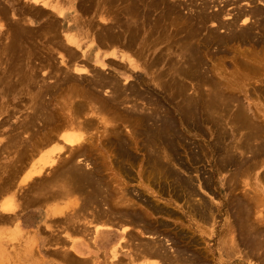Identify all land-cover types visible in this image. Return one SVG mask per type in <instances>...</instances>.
Returning <instances> with one entry per match:
<instances>
[{"label": "rangeland", "instance_id": "rangeland-1", "mask_svg": "<svg viewBox=\"0 0 264 264\" xmlns=\"http://www.w3.org/2000/svg\"><path fill=\"white\" fill-rule=\"evenodd\" d=\"M33 1L0 0V187L44 173L13 189L39 217L0 223L2 264H79L60 237L100 219L124 258L264 264V0ZM82 238L86 264L115 260Z\"/></svg>", "mask_w": 264, "mask_h": 264}, {"label": "crops", "instance_id": "crops-1", "mask_svg": "<svg viewBox=\"0 0 264 264\" xmlns=\"http://www.w3.org/2000/svg\"><path fill=\"white\" fill-rule=\"evenodd\" d=\"M113 52L116 53L119 56H123L124 57V54L123 53L118 54L117 51L115 50V48H113ZM24 172H23V174H24ZM21 177H22V174L18 178L17 184H22L21 183V179H22ZM17 184L10 183V184H6L7 186H3L2 188L0 187V223L5 224V227H4L5 229H3V230H6V229L10 228V230L8 229L9 231L6 230L7 232H5V233H7V235H6V237L3 240H8L10 237H13V236L16 235L17 231H15V229L13 230V232L11 231L13 226L7 227L8 224L15 223L16 222V218H18V220L20 221L21 227L23 229H28L27 228L28 224H32V223L34 224L35 222H37V219L39 217L37 208L32 207V206L31 207H27L26 206L27 208H25V205H23L21 202L15 200V199H13V197H12L13 189H14V187H16ZM50 210H52V209L47 208V210H46L47 213ZM111 225H113L112 220H100V222H99V220H97L95 224H91L90 226L89 225L88 226H83V227H85L84 229H82L83 227L70 228L71 229V231H70L71 235L68 234V233H65V237L64 236H63L64 238L60 237V239H61L62 242L68 243V245H70L69 249L70 250L72 249L71 251H73L76 255H78V256H76V255L75 256L78 259L79 264H85L87 259H90V260L93 259L92 256H88L90 254V252L88 250L89 249L88 245L86 244L87 241H86V239H84L82 237H86L89 241L95 240L94 243H95V245H97V248L98 249H106L107 248V252L109 254H110V252L113 251L112 249L114 247L118 246L119 244L121 245L120 253H119L121 255L120 258H118L117 260H112V256L110 254V260H109L108 264H117V263L118 264H127V263L128 264H139V263L140 264L141 263L142 264H152V262L154 263L155 261L159 262L158 259H156V258L157 257L158 258L162 257V256H160L161 254L158 255L157 253L146 252V251L141 250V249H140V252L138 250H136L137 253H133L132 254L133 256L130 255L129 257H127V260H126V258H123V254H124V251H125L124 248L127 245H129L127 237L130 236V231L129 230H128V233L122 231L123 228L126 225H122V226L118 227V230L122 234L120 236L115 231H112L110 229H102L97 234V231H96L97 226H107V227L112 228ZM3 230L0 229V232H2ZM70 236H71V239L69 240ZM122 239H125V240L122 241ZM3 240L0 238V264L6 263L7 260H8V254H7V252L4 249L5 248L4 246L7 243H6V241H3ZM147 242H151V240L147 241ZM139 253H141L142 255L139 254ZM134 254H135V256H134ZM143 254H145V255H143ZM68 256H69L68 259L72 261L74 257L70 256L69 254H68ZM142 257H144V258H142ZM128 258L131 261L128 260ZM140 258H142V259H140ZM120 259H121V262L119 261ZM114 261H115V263H114ZM133 261L136 262V263H134ZM131 262H133V263H131ZM105 263H107V262L105 261Z\"/></svg>", "mask_w": 264, "mask_h": 264}, {"label": "bare ground", "instance_id": "bare-ground-1", "mask_svg": "<svg viewBox=\"0 0 264 264\" xmlns=\"http://www.w3.org/2000/svg\"><path fill=\"white\" fill-rule=\"evenodd\" d=\"M44 3H46L44 0H42ZM212 1V0H211ZM33 2H35V3H37V0H34ZM48 2V1H47ZM48 6L50 5L49 3H46ZM45 4V5H46ZM51 6V5H50ZM43 7V6H42ZM241 7V6H240ZM43 8H45V7H43ZM53 9L55 10V11H57L56 13H59L60 14V16L61 17H64L65 15H64V13L63 12H61V11H59L58 9L56 10V7H53ZM191 10V9H190ZM122 12V11H121ZM208 12V11H207ZM205 13V12H204ZM171 15V14H170ZM204 15V14H203ZM225 15V14H224ZM218 19V18H217ZM140 20V19H139ZM225 20V19H224ZM245 21V20H244ZM247 21V20H246ZM234 25V24H233ZM116 31V30H115ZM65 34V37H66V42H68V43H71V44H75V46H78V47H81L79 44H76V43H78V42H76V40H75V36L73 35V33L72 32H65L64 33ZM7 36V35H6ZM8 38V37H7ZM146 39V38H145ZM63 41V40H62ZM67 43V44H68ZM14 45V44H13ZM71 46V45H70ZM81 49H82V47H81ZM86 48H85V46H84V50H83V53L84 54H86L87 52H89V53H92V57H94L95 58V61H96V63L97 64H100V65H102V66H104V58H103V55L104 54H102L100 51L99 52H97V49H94V47H92V48H90V49H87V50H85ZM16 51V50H15ZM50 56V55H49ZM114 57L115 58H121L123 61H125V58L123 57V56H119V55H117L116 53H114ZM182 57V56H181ZM177 60V59H176ZM197 60V59H196ZM8 61V60H7ZM128 63H130L131 64V66H132V63L130 62V60L128 61ZM60 65V64H59ZM185 65V64H184ZM85 66V65H84ZM257 66V65H256ZM255 66V67H256ZM76 68V67H75ZM74 68V69H75ZM80 68V72H84L85 73V71H84V69L83 68H81V67H79ZM170 68V67H169ZM77 69V68H76ZM257 69H260V68H257ZM1 70V69H0ZM3 70V69H2ZM82 70V71H81ZM78 71V70H77ZM152 72V71H151ZM78 74V73H77ZM166 74V73H165ZM174 74V73H173ZM81 76V75H80ZM43 77V76H42ZM42 79V78H41ZM262 79V78H261ZM45 82V81H44ZM137 83V82H136ZM139 84V83H138ZM140 85V84H139ZM43 86V85H42ZM171 87V86H170ZM184 87V86H183ZM71 88V87H70ZM123 88V87H122ZM208 88V87H207ZM94 89V88H93ZM100 89V88H99ZM125 89V88H124ZM209 89V88H208ZM208 89H206V90H208ZM216 89V88H215ZM86 90V89H85ZM89 91V90H88ZM116 91V90H115ZM125 91V90H124ZM220 91V90H219ZM84 92H86V91H84ZM214 92V91H213ZM91 93H93V92H91ZM103 93V92H102ZM223 94V93H222ZM209 95V94H208ZM233 95V94H232ZM135 96V95H134ZM42 98V97H41ZM109 98V97H108ZM132 98V97H131ZM140 98V97H139ZM127 99V98H126ZM150 99V98H149ZM229 100V99H228ZM114 102V101H113ZM225 102H227L226 101V99H225ZM42 103V102H41ZM211 103V102H210ZM231 103V102H230ZM40 104V103H39ZM136 104V103H135ZM148 104H150V103H148ZM232 104V103H231ZM42 105H43V103H42ZM143 106H145V105H143ZM150 106V105H149ZM196 106V105H195ZM199 106V105H198ZM230 106V105H229ZM244 106V105H243ZM102 107V106H101ZM111 107V106H110ZM139 107V106H138ZM125 108V107H124ZM38 109V108H37ZM140 109V108H139ZM148 110H149V108H147ZM153 109V108H152ZM196 109V108H195ZM227 109V108H226ZM161 110V109H160ZM245 110V109H244ZM136 112H138L137 110H135ZM142 111H144V110H142ZM141 111V112H142ZM222 112V111H221ZM115 113V112H114ZM149 113H150V111H149ZM91 114V113H90ZM126 114V113H125ZM211 114V113H210ZM226 114V113H225ZM89 115V114H88ZM120 115V114H119ZM36 117V116H35ZM71 117V116H70ZM41 118V117H40ZM75 118V117H74ZM153 118V117H152ZM157 118V117H156ZM66 119V118H65ZM86 119V118H85ZM251 119V118H250ZM47 120V119H46ZM71 120V119H70ZM235 120V119H234ZM80 121V120H79ZM71 122V121H70ZM85 122V121H84ZM103 122V121H102ZM40 123V122H39ZM77 123V122H76ZM78 124V123H77ZM120 124V123H119ZM136 124V123H135ZM255 125V124H254ZM65 126V125H64ZM70 126H72V124H70ZM78 126H81V125H78ZM47 127V126H46ZM59 127V126H58ZM236 127V126H235ZM121 128V127H120ZM67 129V128H66ZM66 129H63L64 131L66 130ZM60 132V131H59ZM62 132V131H61ZM239 132V131H238ZM53 133V132H52ZM57 134V133H56ZM55 134V135H56ZM137 135V134H136ZM133 136V135H132ZM58 137H59V135H58ZM61 137V136H60ZM70 136H68V137H64L63 136V142H65V144L59 149V152H62L63 150L65 151V145H66V143H69V144H67L66 146H69V147H71V148H75V147H77V146H80L82 143H83V141L85 140V139H83V137H80V136H78L77 138H69ZM125 137V136H124ZM257 137V136H256ZM262 137V136H261ZM21 138V137H20ZM130 138V137H129ZM134 138H136V136L134 137ZM140 138V137H139ZM256 140H257V138H256ZM51 140H49V142H50ZM128 141H129V139H128ZM137 141V140H136ZM142 141V140H141ZM255 141V140H254ZM45 143V142H44ZM51 143H54V142H52L51 141ZM88 143V142H87ZM154 143V142H153ZM255 143V142H254ZM156 144V143H155ZM249 144V143H248ZM91 145V144H90ZM137 145V144H136ZM81 147V146H80ZM84 147V146H83ZM94 148V147H93ZM142 148V147H141ZM38 149V148H37ZM240 149V148H239ZM71 150V149H70ZM63 151V152H64ZM69 151V150H68ZM50 153V152H49ZM65 153V152H64ZM237 153V152H236ZM61 154V153H60ZM84 154V153H83ZM242 154V153H241ZM78 155H80V154H78ZM38 156V155H37ZM36 156V157H37ZM242 156V155H241ZM251 158V157H250ZM58 159L59 158H57V159H54V160H51V161H48L47 162V165L49 166V167H51L50 169H54L55 167H57V165H58V163H59V161H58ZM34 160H36V158L34 159ZM63 160V159H62ZM164 160V159H163ZM63 162V161H62ZM165 162H166V160H165ZM175 162V161H174ZM220 163V162H219ZM151 164V163H150ZM158 164V163H157ZM230 164V163H229ZM177 165H178V163H177ZM135 166V165H134ZM47 167V166H46ZM25 170V169H24ZM55 170V169H54ZM66 170H67V168H66ZM78 170V169H77ZM250 170V169H249ZM223 171V170H222ZM221 171V172H222ZM27 172V173H26ZM42 172H43V168L42 167H37V165L35 164L34 165V162H32L31 164L29 163V167L27 166V169H26V171L24 172V174H25V176H24V174L22 173V179H21V183H23V182H27V185H29L30 183H32V182H34L35 180H37V179H40V178H42L43 177V175H44V173L42 174ZM56 172V171H55ZM75 172V171H74ZM127 174V173H126ZM49 175H53V174H49ZM23 177H25V178H23ZM157 177V176H156ZM52 179V178H51ZM95 179V178H94ZM56 180V179H55ZM43 183V182H42ZM98 183V182H97ZM45 185V184H44ZM57 185V184H56ZM61 185V184H60ZM245 185V184H244ZM63 186V185H62ZM99 186V185H98ZM119 186V185H118ZM26 187V186H25ZM65 187V186H64ZM238 187V186H237ZM41 188V187H40ZM55 188V187H54ZM59 188V187H58ZM52 189H53V187H52ZM55 189H57V188H55ZM60 190V189H59ZM63 190V189H62ZM67 190V189H66ZM178 190V189H177ZM65 191V190H64ZM118 192V191H117ZM42 193V192H41ZM247 193V192H246ZM255 194V193H254ZM51 195V194H50ZM119 195V194H118ZM256 195V194H255ZM260 195V194H259ZM258 195V196H259ZM106 196H107V194H106ZM123 196V195H122ZM126 196V195H125ZM250 196V195H249ZM99 199V198H98ZM260 199V198H259ZM121 200V199H120ZM127 200V199H126ZM255 201V200H254ZM62 202V201H61ZM201 202V201H200ZM51 203V202H50ZM134 203V202H133ZM95 205V204H94ZM77 206V205H76ZM133 206H135V205H133ZM97 207V206H96ZM256 209V208H255ZM259 209V208H258ZM150 210V209H149ZM60 214V213H59ZM154 214V213H153ZM168 215V214H167ZM60 216V215H59ZM258 216V215H257ZM149 217V216H148ZM124 219V218H123ZM100 220H102V219H100ZM100 220H99V222H100ZM104 220V219H103ZM108 220V219H107ZM127 220V219H126ZM261 220H263V219H261ZM105 223V222H104ZM110 223V222H109ZM261 223V222H260ZM98 225V224H97ZM143 225V224H142ZM86 226V225H85ZM108 226V225H107ZM112 226V225H111ZM119 226V225H118ZM122 226V225H121ZM100 227V226H99ZM103 227V226H102ZM85 227H83L82 229H84ZM108 229V228H107ZM86 230V229H85ZM94 230V229H93ZM102 229H97L96 231H97V234L99 233V231H101ZM82 232V231H81ZM86 232V231H85ZM84 232V233H85ZM91 232V231H90ZM123 232H126V231H123ZM127 233H128V231H127ZM128 236V235H127ZM65 237V236H64ZM237 238V237H236ZM152 241V240H151ZM121 243V242H120ZM144 243V242H143ZM128 244V243H127ZM155 244V243H154ZM159 244V243H158ZM120 245V244H119ZM118 245V246H119ZM125 245V244H124ZM152 245H153V243H152ZM118 246L117 247H115V248H113L112 250H114V258H115V260H117L118 258H120V252H119V249H118ZM154 246V245H153ZM155 246H156V244H155ZM69 247H70V245H69ZM125 247V246H124ZM146 247H148V246H146ZM157 247V246H156ZM77 248V247H76ZM123 248V247H122ZM155 248V247H154ZM69 249V248H68ZM117 249H118V251H117ZM141 249V248H140ZM160 249V248H159ZM150 250V249H149ZM152 250V249H151ZM160 252V251H159ZM159 252L157 253L158 255H159ZM161 252H162V250H161ZM254 252V251H253ZM143 253V252H142ZM164 253V252H163ZM247 253V252H246ZM139 254H141V253H139ZM165 254V253H164ZM142 255V254H141ZM143 255H145V254H143ZM246 255V254H245ZM133 256V255H132ZM134 256H135V254H134ZM161 256V255H160ZM124 258V257H123ZM144 258V257H143ZM140 259H142V258H140ZM147 259V258H146ZM157 259V258H156ZM126 260H127V258H126ZM128 260H130L129 258H128ZM260 260V259H259ZM120 262H121V259L119 260ZM118 261V262H119ZM131 261V260H130ZM141 261V260H140ZM147 261V260H146ZM83 262V261H82ZM134 262V261H133ZM133 262H131V263H133ZM138 262V261H137ZM145 262V261H144ZM155 262H157V261H155ZM114 263H115V261H114ZM134 263H136V262H134ZM148 263V262H147ZM86 264V263H85ZM118 264V263H117ZM128 264V263H127ZM140 264V263H139ZM142 264V263H141ZM185 264V263H184Z\"/></svg>", "mask_w": 264, "mask_h": 264}]
</instances>
